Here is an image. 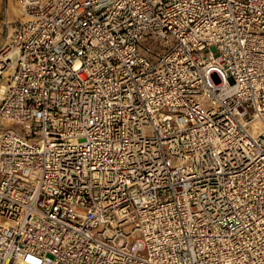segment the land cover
Listing matches in <instances>:
<instances>
[{"label":"built area","instance_id":"1","mask_svg":"<svg viewBox=\"0 0 264 264\" xmlns=\"http://www.w3.org/2000/svg\"><path fill=\"white\" fill-rule=\"evenodd\" d=\"M16 3L0 264H264V0Z\"/></svg>","mask_w":264,"mask_h":264},{"label":"rangeland","instance_id":"2","mask_svg":"<svg viewBox=\"0 0 264 264\" xmlns=\"http://www.w3.org/2000/svg\"><path fill=\"white\" fill-rule=\"evenodd\" d=\"M20 11L18 9L16 0H0V48L8 39L9 26L6 21L14 22L20 18ZM151 50L154 46L150 45ZM6 73L4 77L0 78V84L5 83Z\"/></svg>","mask_w":264,"mask_h":264},{"label":"trees","instance_id":"3","mask_svg":"<svg viewBox=\"0 0 264 264\" xmlns=\"http://www.w3.org/2000/svg\"><path fill=\"white\" fill-rule=\"evenodd\" d=\"M152 43H154V42L150 40V44H152ZM153 46H154V49L152 50V51H153V53H156L157 51H159V50H158V47H157V45H156V44H155V45H153Z\"/></svg>","mask_w":264,"mask_h":264},{"label":"bare ground","instance_id":"4","mask_svg":"<svg viewBox=\"0 0 264 264\" xmlns=\"http://www.w3.org/2000/svg\"><path fill=\"white\" fill-rule=\"evenodd\" d=\"M12 57V53L9 54V57L8 58H11Z\"/></svg>","mask_w":264,"mask_h":264}]
</instances>
